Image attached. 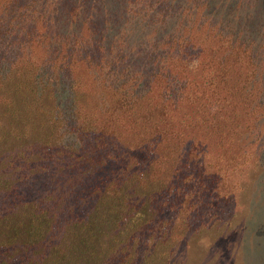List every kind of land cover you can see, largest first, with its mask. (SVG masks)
Wrapping results in <instances>:
<instances>
[{
  "label": "trees",
  "instance_id": "obj_1",
  "mask_svg": "<svg viewBox=\"0 0 264 264\" xmlns=\"http://www.w3.org/2000/svg\"><path fill=\"white\" fill-rule=\"evenodd\" d=\"M264 172V0H0V264H179Z\"/></svg>",
  "mask_w": 264,
  "mask_h": 264
},
{
  "label": "rangeland",
  "instance_id": "obj_2",
  "mask_svg": "<svg viewBox=\"0 0 264 264\" xmlns=\"http://www.w3.org/2000/svg\"><path fill=\"white\" fill-rule=\"evenodd\" d=\"M230 206L227 229H211L190 237L179 254V264H264V172L250 191L237 193Z\"/></svg>",
  "mask_w": 264,
  "mask_h": 264
}]
</instances>
